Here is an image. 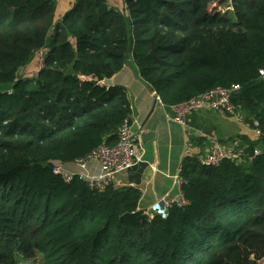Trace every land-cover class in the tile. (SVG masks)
Returning <instances> with one entry per match:
<instances>
[{
	"label": "trees",
	"instance_id": "obj_1",
	"mask_svg": "<svg viewBox=\"0 0 264 264\" xmlns=\"http://www.w3.org/2000/svg\"><path fill=\"white\" fill-rule=\"evenodd\" d=\"M41 50L43 67L19 77ZM129 56L166 106L238 84L232 100L255 136L239 160L185 156V203L165 215L138 209L137 188L51 172L116 142L130 104L102 81ZM263 67L264 0H75L62 17L57 0H0V264L264 259Z\"/></svg>",
	"mask_w": 264,
	"mask_h": 264
},
{
	"label": "crops",
	"instance_id": "obj_2",
	"mask_svg": "<svg viewBox=\"0 0 264 264\" xmlns=\"http://www.w3.org/2000/svg\"><path fill=\"white\" fill-rule=\"evenodd\" d=\"M108 1L112 6H122V0ZM71 3V0H57L59 17L71 7ZM110 79L112 85L125 90L130 104L128 119L133 131L140 133L137 144L139 163L116 174L112 184L137 188L140 191L137 208L148 215L165 212L170 199L180 198L182 192L178 181L185 156L204 155L215 143L242 150L245 139L255 138L242 114L196 111L186 117L184 125L175 122L169 106L158 100V95L141 78L130 56ZM89 169L93 174L98 173V164L90 163Z\"/></svg>",
	"mask_w": 264,
	"mask_h": 264
},
{
	"label": "built area",
	"instance_id": "obj_3",
	"mask_svg": "<svg viewBox=\"0 0 264 264\" xmlns=\"http://www.w3.org/2000/svg\"><path fill=\"white\" fill-rule=\"evenodd\" d=\"M43 56L44 51H39L38 63L32 73L33 75H36L38 70L43 67ZM259 75L261 78H264V67L259 69ZM238 89V84H232L227 87L215 86L199 95L170 105L172 119L184 125L186 117L196 111H212L220 115L240 116L238 106L232 100V93ZM158 100L160 101L159 98ZM253 130L255 135L258 136L260 134L258 121L256 120L253 121ZM139 134L133 131L130 120L126 118L118 128L114 144L102 143L87 155L70 162L62 163L55 161L52 163L51 172L58 175L65 182H69L77 177L86 181L94 189L103 191L112 183L113 177L116 174L129 170L139 163L140 157L137 155ZM241 153L242 150L229 149L220 143H215L213 148L204 155L199 156L198 160L203 165L215 166L224 159L239 160ZM92 162L98 164L99 171L96 174H93L89 169ZM178 182L181 185L182 179L180 177ZM174 202L185 203L182 194L179 199H170L168 206ZM161 214L165 215V212Z\"/></svg>",
	"mask_w": 264,
	"mask_h": 264
},
{
	"label": "rangeland",
	"instance_id": "obj_4",
	"mask_svg": "<svg viewBox=\"0 0 264 264\" xmlns=\"http://www.w3.org/2000/svg\"><path fill=\"white\" fill-rule=\"evenodd\" d=\"M222 7H223L222 9L223 11H225L227 8L225 4ZM38 58H39V53H37L27 65H25L19 70L18 76L19 77H29V78L32 77L33 76L32 73L34 69H36V64L38 63ZM3 89L8 90V86L0 87V90H3ZM19 262L20 264H34L32 261H27L23 259H21ZM257 264H264V259L259 260Z\"/></svg>",
	"mask_w": 264,
	"mask_h": 264
},
{
	"label": "water",
	"instance_id": "obj_5",
	"mask_svg": "<svg viewBox=\"0 0 264 264\" xmlns=\"http://www.w3.org/2000/svg\"><path fill=\"white\" fill-rule=\"evenodd\" d=\"M102 84L103 85H105V86H112V81H111V79L110 78H108V79H104L103 81H102Z\"/></svg>",
	"mask_w": 264,
	"mask_h": 264
}]
</instances>
